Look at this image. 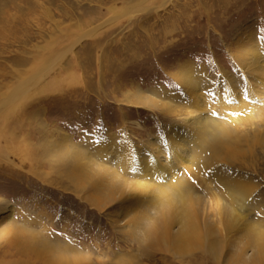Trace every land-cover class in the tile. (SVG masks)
Masks as SVG:
<instances>
[{
  "label": "rangeland",
  "instance_id": "374dc122",
  "mask_svg": "<svg viewBox=\"0 0 264 264\" xmlns=\"http://www.w3.org/2000/svg\"><path fill=\"white\" fill-rule=\"evenodd\" d=\"M247 38L264 57V0H0V264H222L200 249L178 257L136 244L119 202H89L63 157L73 147L103 164L97 149L124 135L138 150L159 148L164 129L196 110L198 88L205 106H216L209 99L225 85L223 72L246 96L236 55ZM185 64L190 89L179 81ZM38 74L48 85L32 88ZM25 82L30 90L6 102ZM251 152L255 173L239 162L226 170L251 182L257 219L264 146ZM200 188L221 199L209 182Z\"/></svg>",
  "mask_w": 264,
  "mask_h": 264
},
{
  "label": "bare ground",
  "instance_id": "6f19581e",
  "mask_svg": "<svg viewBox=\"0 0 264 264\" xmlns=\"http://www.w3.org/2000/svg\"><path fill=\"white\" fill-rule=\"evenodd\" d=\"M252 40L238 46L236 55L249 78L245 80L246 96L237 92L235 78L223 72L225 85H219L209 99L216 106L206 107L201 93L205 90L198 88L196 98L201 105L189 110L180 124L164 129L168 138L161 144L164 146L149 149L145 145L138 150L124 135L117 143L109 140L108 149H97L103 164L93 160L92 153L85 156L73 147L64 153L63 161L70 166L73 180L90 190L89 202L94 206L102 198L119 202L126 230L139 246L178 257L200 249L216 262L221 259L222 264H264V218L249 216L262 208L261 200L252 204L251 182L226 170L239 162L241 169L255 173L247 160L253 148L264 146L262 132L255 126L264 125V108L260 107L264 106V57ZM183 68L186 71L179 81L190 89L193 85L187 81H191L193 69L190 64L180 71ZM58 76L56 72L52 77ZM30 84L32 88L48 85V80L38 74L30 78ZM26 85L28 82L16 88L6 102L28 92ZM210 109L228 118L218 119ZM244 109L243 115L232 117L231 113ZM240 128H248L250 137H241ZM150 144L158 145V138ZM201 174L206 175L205 181L199 178ZM205 182L221 190V199L212 192L209 197L200 194Z\"/></svg>",
  "mask_w": 264,
  "mask_h": 264
}]
</instances>
